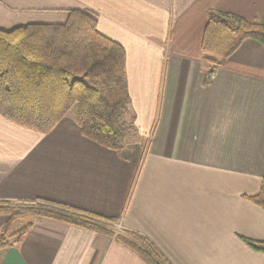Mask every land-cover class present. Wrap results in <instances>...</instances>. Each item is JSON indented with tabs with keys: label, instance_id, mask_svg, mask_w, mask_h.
<instances>
[{
	"label": "crops",
	"instance_id": "1",
	"mask_svg": "<svg viewBox=\"0 0 264 264\" xmlns=\"http://www.w3.org/2000/svg\"><path fill=\"white\" fill-rule=\"evenodd\" d=\"M97 15L126 52L137 139L121 152L72 116L40 135L0 117V201H45L146 237L170 264H264V46L247 40L205 86L210 11L264 23V0H0V29ZM0 216V231L8 221ZM0 264H145L113 237L37 218Z\"/></svg>",
	"mask_w": 264,
	"mask_h": 264
},
{
	"label": "trees",
	"instance_id": "2",
	"mask_svg": "<svg viewBox=\"0 0 264 264\" xmlns=\"http://www.w3.org/2000/svg\"><path fill=\"white\" fill-rule=\"evenodd\" d=\"M253 40L264 46V23L210 11L202 39L203 73L209 86L216 72L240 47ZM83 78L87 83L75 81ZM76 109L81 134L101 147L121 152L137 132L131 112L124 47L98 29L97 15L71 11L65 24H30L0 29V117L17 127L49 134ZM264 210V178L258 195L248 197ZM0 253L19 244L37 218H49L113 237L145 264H170L146 237L117 231L118 221L87 215L45 201H0ZM32 219L13 232L19 220ZM243 241L264 253V242Z\"/></svg>",
	"mask_w": 264,
	"mask_h": 264
},
{
	"label": "rangeland",
	"instance_id": "3",
	"mask_svg": "<svg viewBox=\"0 0 264 264\" xmlns=\"http://www.w3.org/2000/svg\"><path fill=\"white\" fill-rule=\"evenodd\" d=\"M133 111V108H132V106H131V112ZM75 113H76V109L74 108V109H72L71 110V112H70V116H74L75 115ZM132 115H133V112H132ZM136 127V126H135ZM136 130H137V128H136ZM138 133L136 132V134H135V138L137 139L139 136L137 135ZM8 220H9V217L7 218ZM32 221V219H28V218H25L24 220H19V221H17L16 223H15V225H14V230H13V232H17V231H19L20 229H22L23 227H25L26 226V224L27 223H29V222H31ZM7 223V222H6ZM5 223V224H6ZM121 225V224H120ZM122 227V226H121ZM122 230V228L119 230V231H121Z\"/></svg>",
	"mask_w": 264,
	"mask_h": 264
},
{
	"label": "water",
	"instance_id": "4",
	"mask_svg": "<svg viewBox=\"0 0 264 264\" xmlns=\"http://www.w3.org/2000/svg\"><path fill=\"white\" fill-rule=\"evenodd\" d=\"M74 80L87 84L83 78H75Z\"/></svg>",
	"mask_w": 264,
	"mask_h": 264
},
{
	"label": "built area",
	"instance_id": "5",
	"mask_svg": "<svg viewBox=\"0 0 264 264\" xmlns=\"http://www.w3.org/2000/svg\"><path fill=\"white\" fill-rule=\"evenodd\" d=\"M115 228H116V230H117V231H119V230H120L122 227H121V225H120V224H118V225H116V227H115Z\"/></svg>",
	"mask_w": 264,
	"mask_h": 264
}]
</instances>
